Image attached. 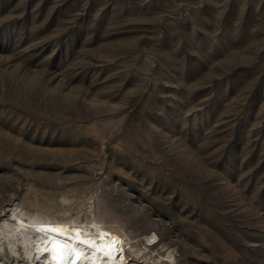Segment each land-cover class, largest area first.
<instances>
[{
	"label": "rangeland",
	"instance_id": "obj_1",
	"mask_svg": "<svg viewBox=\"0 0 264 264\" xmlns=\"http://www.w3.org/2000/svg\"><path fill=\"white\" fill-rule=\"evenodd\" d=\"M13 213L264 264V0H0V262L49 264Z\"/></svg>",
	"mask_w": 264,
	"mask_h": 264
},
{
	"label": "bare ground",
	"instance_id": "obj_2",
	"mask_svg": "<svg viewBox=\"0 0 264 264\" xmlns=\"http://www.w3.org/2000/svg\"><path fill=\"white\" fill-rule=\"evenodd\" d=\"M12 216V223H5L3 227L9 231L8 235H16L30 254L34 250L39 257L43 253L47 254L46 260L49 264H56L53 260L55 252L50 246V241L57 236L71 238L73 244L80 250L73 254V259L79 260L80 264H126L127 262V234L99 222L24 213H13ZM154 238L153 234L148 236V240ZM0 264L4 263L0 262Z\"/></svg>",
	"mask_w": 264,
	"mask_h": 264
},
{
	"label": "water",
	"instance_id": "obj_3",
	"mask_svg": "<svg viewBox=\"0 0 264 264\" xmlns=\"http://www.w3.org/2000/svg\"><path fill=\"white\" fill-rule=\"evenodd\" d=\"M50 242V246L55 252L53 260L56 264H80L79 260L73 259V254L80 250L76 248L70 237L57 236Z\"/></svg>",
	"mask_w": 264,
	"mask_h": 264
}]
</instances>
